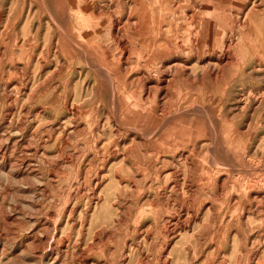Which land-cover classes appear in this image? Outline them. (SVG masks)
Returning a JSON list of instances; mask_svg holds the SVG:
<instances>
[{
	"label": "rangeland",
	"instance_id": "rangeland-1",
	"mask_svg": "<svg viewBox=\"0 0 264 264\" xmlns=\"http://www.w3.org/2000/svg\"><path fill=\"white\" fill-rule=\"evenodd\" d=\"M165 1L149 34L133 27L143 0H0V264H264V0L213 1L233 13L241 62L193 91L203 112L187 125L211 132L186 143L195 166L159 157L157 137L131 148V134L118 136L112 114L123 130L138 115L95 72L97 47L111 43L106 26H88L93 11L131 18L126 36L141 49L149 35L165 41L157 28H174L175 12L211 2ZM181 26L172 45L188 40ZM213 55L189 56L188 71Z\"/></svg>",
	"mask_w": 264,
	"mask_h": 264
},
{
	"label": "bare ground",
	"instance_id": "bare-ground-1",
	"mask_svg": "<svg viewBox=\"0 0 264 264\" xmlns=\"http://www.w3.org/2000/svg\"><path fill=\"white\" fill-rule=\"evenodd\" d=\"M143 1L147 4L145 5V12L142 14L141 19L133 25L138 33H142L144 30L148 31V26L151 22L150 18L155 23H158L161 17L164 19V16L170 12V4L165 0H159L155 6L150 4L148 0ZM213 1L211 0L208 4L202 3L199 7L192 4L193 8L187 7L181 9V12H178L179 14L175 12L174 17L177 23L174 28L168 27L167 30H163L162 26H158L155 39L164 38L165 36L163 43L157 44L152 37H149L150 32H153L152 27H149V36L147 38H150L148 39L150 43H146L141 49L137 48L136 43L126 36L127 31L132 27L131 22L133 20L130 17L127 23L124 24L122 19L113 16V14L112 16L108 15V11L105 13L98 10L99 12L93 11L91 15H88V26L99 28L106 26L105 29L109 32L111 43L110 46L97 47L100 49L101 59L98 60L100 65L98 68H95V72H98L102 76L107 75L114 82L116 81L115 89L122 93V97L127 99V106H130L136 112V115H138V118H132L133 120L130 122L131 127H128V130H123L122 124L116 119L114 113L111 116L114 124L118 127L116 130L118 136L123 137L124 135L128 136V134H131L129 138L131 148L138 145L137 139H140V144L157 137L156 142L160 143V147H157L159 157L161 154L164 156L163 158H165L166 154H171V157L174 158L173 160L182 161L186 165L191 162L195 166L196 158L193 157L192 151L188 150L186 152L188 148V144L186 143H193V148H195L194 143H198L204 138L205 134H208L198 121H193L192 126L187 125V116H201L200 114L203 112V108L197 105L196 100L192 99L194 97L193 91L205 88L209 80H213L214 78L218 80L219 77H225L227 70L230 69L229 67H233L239 61L235 53L237 45L233 38L234 31H231L233 27L229 21V17L233 13L231 10L225 9V4L223 5L224 8L220 6L219 10L218 6L212 5ZM246 2L249 3L250 0ZM182 5V2L179 3L178 10L182 8ZM136 8H138L137 5ZM128 11L131 15L133 9L129 8ZM254 11L252 10V12ZM208 14L210 15L208 16ZM172 17L171 13L166 17L168 25H171L169 19ZM181 25H184L187 30L188 40L185 42L181 40L176 45H172L173 38H170L168 35L171 31H174V39L180 38V31L183 29ZM243 30L240 32H244ZM120 33L123 35L121 36ZM151 45L153 46L152 51ZM146 52L149 55L145 54ZM176 52H178V56L175 58V61L173 63L168 62L173 55L172 53ZM211 52L214 55L206 62V68H203L200 74L188 71L190 62L186 63L185 59L188 60L189 56H197L196 62L199 63V59L203 58L206 53ZM146 55L148 56L146 57ZM189 70L192 69L190 68ZM132 83H137L136 89L129 91L127 86L132 87ZM184 84L186 85L185 91L183 88ZM248 99H251V97ZM189 104L190 106H188ZM120 128L126 133L123 134ZM210 133L208 136H210ZM188 139L192 141H188ZM210 140L212 142L209 145L208 151H211L215 137ZM124 159H127V156ZM211 162L213 165L217 164V161L213 157ZM170 175L174 176L178 182L183 179L181 174L173 170L169 172L168 176ZM220 189H223L222 186H220Z\"/></svg>",
	"mask_w": 264,
	"mask_h": 264
}]
</instances>
